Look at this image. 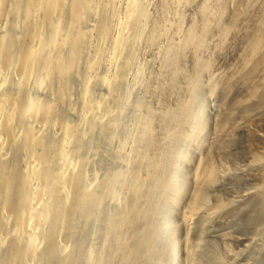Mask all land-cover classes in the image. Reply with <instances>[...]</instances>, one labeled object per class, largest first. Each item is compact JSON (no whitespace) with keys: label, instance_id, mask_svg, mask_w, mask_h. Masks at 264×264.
<instances>
[{"label":"rangeland","instance_id":"374dc122","mask_svg":"<svg viewBox=\"0 0 264 264\" xmlns=\"http://www.w3.org/2000/svg\"><path fill=\"white\" fill-rule=\"evenodd\" d=\"M130 1L0 0V264H264V0Z\"/></svg>","mask_w":264,"mask_h":264},{"label":"bare ground","instance_id":"6f19581e","mask_svg":"<svg viewBox=\"0 0 264 264\" xmlns=\"http://www.w3.org/2000/svg\"><path fill=\"white\" fill-rule=\"evenodd\" d=\"M14 1V0H13ZM57 1L59 0H32L33 3H35L36 7H40L43 3H48L49 5V9H48V15H47V18L46 19H50L51 17H49L51 15V13H53L54 10H56V7L58 6L57 4H59ZM23 2V1H22ZM132 4H135V1L134 0H131L130 1ZM5 3V2H4ZM127 4V3H126ZM127 6V5H126ZM96 9V8H95ZM134 9V8H133ZM220 16V15H219ZM49 25H50V28L51 30L54 32L56 31V26H54L53 23H51L50 21L48 22ZM77 24V23H76ZM50 30V29H49ZM76 30V29H75ZM123 30V29H122ZM207 31V30H206ZM253 33V32H252ZM31 34V33H30ZM32 37H36L37 36V33H36V30H34L32 32ZM123 35V34H122ZM29 36V34H28ZM65 37V36H64ZM34 40V39H33ZM21 41V40H20ZM29 41V40H28ZM22 42V41H21ZM41 42V41H40ZM122 42V38L120 40H118L116 42V44H114L115 46V49L118 50L119 47H120V43ZM1 43V42H0ZM7 45V44H6ZM31 45V44H30ZM29 45V46H30ZM247 45V44H246ZM84 46V45H83ZM35 50V49H34ZM81 50V49H80ZM120 51V50H119ZM35 52V53H34ZM79 53V52H78ZM36 54V51H33V47L30 46L28 47L27 49V52H26V59H27V63L28 65H32V63H34L33 61L37 58V54ZM12 55V54H11ZM22 55V54H21ZM3 63V62H2ZM47 63V62H46ZM26 64V63H25ZM27 65V66H28ZM45 65V64H44ZM26 66V67H27ZM28 69V68H27ZM62 69V68H61ZM115 69V68H114ZM31 70V69H30ZM29 71V70H28ZM50 72V71H49ZM234 79H236V81H239L245 88V92H244V99L247 100V101H250V100H253L254 96L257 94L258 92V87L260 85H263L264 84V25L263 23L261 22L259 27L257 26L255 32L252 34L251 37H249V40H248V51H247V54L246 56L242 59V62H241V66L239 68V71L237 73H234ZM201 76V75H200ZM63 78V77H62ZM50 79V78H49ZM85 85V84H84ZM105 85V83H104ZM226 97V96H225ZM227 98V97H226ZM242 102V101H241ZM237 103H240L239 101H237L235 104L237 105ZM242 104V103H241ZM17 106V105H16ZM19 106V105H18ZM17 106V107H18ZM34 106V105H33ZM88 107V106H87ZM4 108V107H3ZM26 108V107H25ZM41 108V107H40ZM15 109V107H14ZM44 109V108H43ZM18 111H21L17 108ZM15 111L16 112V115H17V112L18 111ZM184 112V111H183ZM2 113V111L0 110V114ZM14 111L11 112L10 115H8L9 113H7V116L5 115V119L6 120V126L10 127L11 122H12V115L14 116ZM95 115V114H94ZM178 117V116H177ZM48 121V120H47ZM2 125V123H1ZM171 125V124H170ZM173 126V125H172ZM1 127V126H0ZM7 131V130H6ZM226 132V131H225ZM70 134V133H69ZM77 135V134H76ZM147 136L149 137V134L147 133ZM38 144V143H37ZM39 147V146H38ZM2 148V147H1ZM263 151V154H264V150ZM147 152V151H146ZM59 155V158L60 159V165L62 163H64L63 161V158H62V155L61 153L58 154ZM254 163L257 161L256 157H254L253 159ZM152 163V162H151ZM165 163V162H164ZM167 163V162H166ZM207 164V165H206ZM206 167L204 165L203 170L201 172V174L197 177H195V188H197V193L196 195H194L193 199L191 198L190 200H193L192 202L190 201L191 204H189L191 207H190V211L191 212H197L198 208H199V203H200V200L202 201V195H201V192L203 191L204 188L206 187H209L211 186L212 184H214V172H213V168L211 166V163H206ZM31 165V164H30ZM154 164H152L153 166ZM156 165V163H155ZM252 165V164H251ZM250 165V166H251ZM254 165V164H253ZM64 166V165H63ZM33 167V166H32ZM255 167V166H254ZM258 167V166H257ZM261 167V166H260ZM58 168V167H57ZM153 168V167H152ZM256 168V167H255ZM259 168V167H258ZM135 170V169H134ZM34 171V170H33ZM37 171V170H36ZM43 170H41L42 172ZM56 171V170H55ZM45 172V171H44ZM51 172V171H50ZM251 172V171H250ZM250 172H247L248 174H246L245 176H247L248 178H250L251 180L255 181L256 179H259V180H263L264 178V169L263 168H260L258 169V171H254L256 173H253V171L250 173ZM23 173V172H22ZM244 174V173H243ZM20 175V174H19ZM64 175V171H63V168L61 167L59 170H57V175H55V177H57L58 180L64 178L63 177ZM22 176V175H21ZM154 176V175H153ZM138 177V176H137ZM1 178V177H0ZM5 179V177H2ZM39 178V177H38ZM4 179L2 180L4 182ZM1 181V179H0ZM257 181V180H256ZM1 182V183H3ZM62 183V182H61ZM76 183V182H75ZM35 185V184H34ZM78 185V184H77ZM5 188H6V184H5ZM148 188V187H147ZM57 189V188H56ZM139 189V188H138ZM63 191V190H62ZM61 191V192H62ZM174 193V192H173ZM178 193V192H177ZM181 194V193H180ZM179 194V195H180ZM254 194V193H253ZM253 194L251 193H245L244 194H241L239 196H236L235 198L236 199H247L249 198L250 196H252ZM8 195V194H7ZM62 195L64 196L65 193L64 191L62 192ZM179 195H177L179 197ZM193 195V194H192ZM238 195V194H237ZM5 196V195H4ZM261 196V195H260ZM15 197H18V196H15ZM177 197V199H178ZM256 197V196H255ZM3 198V197H2ZM169 198V197H168ZM261 198V197H260ZM180 199V197H179ZM16 200V199H15ZM185 200V199H184ZM4 202V201H3ZM13 202V201H12ZM179 202V201H178ZM235 202V201H234ZM28 203V202H27ZM64 204V203H63ZM180 204V203H179ZM221 204V203H220ZM16 206V205H15ZM133 206V205H132ZM176 208V207H175ZM16 210V209H15ZM208 211V210H207ZM11 212V211H10ZM16 212V211H15ZM188 212V211H187ZM261 212V211H260ZM22 214V213H21ZM214 214V213H213ZM257 214V213H256ZM192 215V213L190 214V216ZM183 216V215H182ZM188 214L184 217H183V221H186V223L188 222L189 218L190 217H187ZM258 216V215H257ZM2 219V218H1ZM18 219V218H16ZM258 219V218H257ZM132 220V219H131ZM261 220V218H260ZM128 222V221H127ZM129 223V222H128ZM2 224V223H1ZM128 225V224H127ZM129 226V225H128ZM127 226V227H128ZM125 227V225H124ZM150 230V229H149ZM154 230V229H153ZM152 230V231H153ZM118 234V233H117ZM143 235V234H142ZM147 235V234H146ZM120 236V235H119ZM118 237V236H116ZM144 237V236H143ZM121 238H123L121 236ZM139 238V237H138ZM244 237L241 241L242 243L246 242L249 238ZM253 238V237H252ZM143 239V238H142ZM151 240V239H150ZM249 242V241H248ZM122 243V242H121ZM128 243V242H127ZM123 244V243H122ZM185 244V243H184ZM182 244V245H184ZM124 247V246H123ZM177 247V246H176ZM118 248V247H117ZM145 249V248H144ZM187 250V249H186ZM134 252V251H133ZM135 253V252H134ZM133 253V254H134ZM187 263V262H186Z\"/></svg>","mask_w":264,"mask_h":264}]
</instances>
